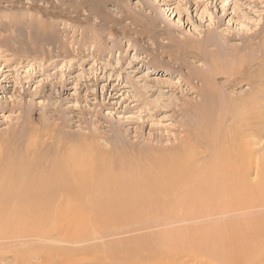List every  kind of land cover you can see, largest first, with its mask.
<instances>
[{"label":"rangeland","instance_id":"obj_1","mask_svg":"<svg viewBox=\"0 0 264 264\" xmlns=\"http://www.w3.org/2000/svg\"><path fill=\"white\" fill-rule=\"evenodd\" d=\"M82 1L84 5L80 6ZM47 11L58 14L55 13V18L48 17ZM73 11H80L74 21ZM100 17L115 27V32L110 27L104 28ZM135 19L150 25L144 29ZM155 23L158 30L152 26ZM43 25L58 36L54 56L44 58L40 47L29 58L20 57L23 52L20 56L14 55L19 44L14 37L19 31L23 28L36 33L39 29L42 33ZM162 27L164 33L160 32ZM262 39L264 0H0V164L5 165L7 157H20L27 152L31 162H46L55 156L52 150L64 142L62 162H69L72 157L71 162L76 164L72 163V169L83 170L79 166L87 165L91 170L100 149L111 150L108 139L119 128L133 144L151 140L155 143L158 139L163 147L178 145L184 136L177 128L182 108L201 101L187 80L191 78V71L207 70L209 60L220 61L219 54L221 57L223 54H218L216 43L230 51L238 49L233 52L243 62L242 65L235 63L234 67L239 75L246 76L234 88L223 87L222 95L226 101L240 98L258 102V111L264 118V66L255 67L252 62L258 49L264 48L259 45ZM66 41L69 47L59 45ZM80 43L84 49L78 52ZM36 44L33 46L37 47ZM246 45L251 46L239 51ZM189 49L197 55H183ZM262 54L264 65V50ZM173 59L182 60L183 65ZM192 84L202 85L197 80ZM263 118L256 121L261 131L254 146L258 158L264 157ZM79 210L77 205L51 206L39 209L38 216L18 205L0 206V223H3L0 230L9 238L0 239V264H18L17 255L25 258L26 264H55L47 255L51 250L65 252L62 249L71 251L90 246H94L92 254L77 264H95L94 261L100 264L105 251L119 255L124 250L135 255L118 264L217 263L210 255L195 256L189 250L176 247L177 240H173L172 246L165 241V249L155 255L137 256L136 236L149 237L153 242L156 236L168 232L169 235L186 234L185 238L192 233L199 237L200 220L180 218L171 225L170 220L163 219L127 222L120 227L127 233L120 237L68 245L66 240L83 227L82 223L92 221L87 230L91 235L95 231L97 223L90 213L83 217ZM18 221L42 223L45 229L56 225L59 234L51 238L53 244L37 237L19 241L21 238H14L17 234H13L16 231L19 235L23 230L18 227ZM140 228L143 230L137 231ZM115 230L111 227V231ZM102 242L106 243L104 247L100 245ZM62 258L65 256L59 259ZM57 261L56 264H66Z\"/></svg>","mask_w":264,"mask_h":264},{"label":"bare ground","instance_id":"obj_2","mask_svg":"<svg viewBox=\"0 0 264 264\" xmlns=\"http://www.w3.org/2000/svg\"><path fill=\"white\" fill-rule=\"evenodd\" d=\"M83 5L82 1L80 6ZM125 8L128 9V6ZM56 12L47 11V15L55 18ZM73 12L74 21L79 17L80 11ZM100 19L104 28L108 30L110 27L109 29L115 30V27L107 25L105 18ZM138 20L134 21L144 29L150 25L146 24V21ZM152 26L158 30L156 23ZM22 29L19 35L14 37L19 42L14 55L20 56L23 52L20 57L29 58L36 55L40 47L43 49V54L40 53L44 58L54 56L58 36L45 25L42 29L43 34L38 31L39 29L36 33ZM162 29L160 32L164 33L165 28ZM35 42L37 47L33 46ZM59 45L69 47L68 41L65 44L59 42ZM214 45L218 47V54H223V57L219 54L220 61H206L207 70H193L191 78L187 80L201 101L182 108V119L177 128L181 129L184 136L178 145L163 147L164 144L158 139L155 143L151 140L150 143L133 144L121 134L119 128L113 130V137L108 139L112 146L111 150L100 149L91 170L87 165L79 166L83 170L72 169V163L76 166L71 162L72 157L69 162H62L64 142H60L57 148L52 150L55 154L53 158L50 159V153L46 152L49 155L47 159H50L45 160L46 162L44 160L31 162L28 152L21 156L17 154L20 157L14 156L18 157V160L7 157L5 165L4 162L0 164V206L18 205L26 209V212L29 210L38 216L41 215L38 213L39 209L51 206L61 208L67 204L79 206L83 217L88 212L97 224L91 235L87 228L92 221H89V224L84 221L83 227L80 226L81 229L76 230L77 232L66 240L68 245H81L111 236L120 237L127 233L120 228L127 222L163 219L170 220L171 225L175 224L173 223L175 219L180 218L200 220L202 226L198 229L201 231L199 237L192 233L185 238L186 234L179 235V232H176L169 235L168 232L167 235L156 236L153 242L149 237L140 239L136 236L137 240L134 239L132 242L137 243L136 248L139 250L137 256L144 257L149 253L155 255L160 249L161 251L165 249L166 242L172 246L173 240H177L176 247L189 250L195 256L210 255L218 264H264V157L258 158L254 149L255 139L261 132L260 127H256V121L259 119L262 121L263 117L258 111L259 103L256 101L240 98L239 101L238 98L226 101L222 95L223 87L234 88L245 80L246 76L239 75L237 68L234 67L235 63L241 64L243 60L233 52L238 49L230 51L221 44ZM259 45L264 46L263 39ZM250 46L246 45L239 51L249 49ZM77 49L81 52L84 49L83 44L80 43ZM263 50L264 48L258 49L252 60L255 67L264 66L261 59ZM182 53L186 56L197 55L191 49ZM61 54L62 52L59 55ZM199 57L203 59L202 56ZM173 60L183 65L182 60ZM194 80L201 82L202 85L194 86L192 84ZM254 176L256 177L253 178ZM42 225V223L35 225L33 222L20 224L18 221V227L23 230H20L19 235L13 231V234H17L14 238H21L19 240L21 241L37 237L48 239L49 243L54 234H59L57 226L45 229ZM111 227H115L116 230L111 231ZM103 229L106 230L102 231ZM1 230L0 239H7V234ZM140 230L143 229H137ZM50 244L53 243L50 241ZM100 245L104 247L106 243L102 242ZM93 247L71 251L62 249L65 252L51 250L47 255L52 257L55 264L56 259L59 260L58 263L77 264V261L84 260L92 254L90 251ZM124 251L119 255L105 251L103 261L99 262L119 263L128 260L130 255H135L129 250ZM62 256L65 258L60 260ZM21 258L17 255L18 264H26L25 258Z\"/></svg>","mask_w":264,"mask_h":264}]
</instances>
